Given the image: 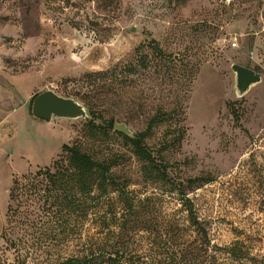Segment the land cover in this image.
I'll list each match as a JSON object with an SVG mask.
<instances>
[{
	"label": "rangeland",
	"instance_id": "1",
	"mask_svg": "<svg viewBox=\"0 0 264 264\" xmlns=\"http://www.w3.org/2000/svg\"><path fill=\"white\" fill-rule=\"evenodd\" d=\"M234 63L260 75L242 96ZM47 89L79 101L87 117L34 116L33 98ZM157 113L164 120L143 143L176 181L209 179L187 194L211 242L238 240L264 258V0H0V264H55L99 241L162 263L163 234L180 228L185 212L176 196L162 197L126 134L108 126L124 123L132 138ZM64 144L113 162L133 203L108 185L63 246L24 260L1 237L9 189L51 166ZM149 195L153 205L139 204Z\"/></svg>",
	"mask_w": 264,
	"mask_h": 264
},
{
	"label": "trees",
	"instance_id": "2",
	"mask_svg": "<svg viewBox=\"0 0 264 264\" xmlns=\"http://www.w3.org/2000/svg\"><path fill=\"white\" fill-rule=\"evenodd\" d=\"M126 66L125 70L130 71ZM114 69L94 73L95 78L114 74ZM164 113L153 115L146 129L134 137H128L134 153L144 161L147 176L159 181L162 197H174L185 212L180 228L171 227L163 234L160 243L165 248L166 258L158 264H264V258L250 256L243 242L235 240L228 246H218L211 242L206 229L200 224L193 211L192 201L187 191L200 182L209 179L199 177L187 180L184 184L171 178L167 164L162 156H154L143 143L152 127L164 120ZM113 127V120L108 121ZM181 134L175 136L172 143L178 142ZM113 162H98L79 145H62V152L51 166L38 168L34 172L14 178L9 189V203L6 212L7 226L1 237L19 257L24 260L40 256L50 251L51 245H64L75 231L76 221L89 218L93 209L107 198V186H113L125 205L133 203V197L126 191V185L120 184L111 174ZM155 195L139 199L153 205ZM141 206V205H138ZM135 207V206H131ZM134 212V211H133ZM192 232H195L192 238ZM175 240H178V242ZM53 243V244H51ZM62 245V246H63ZM82 256H57L55 264H151L140 256H134L117 242L99 241V248L84 247ZM39 264H50L39 262Z\"/></svg>",
	"mask_w": 264,
	"mask_h": 264
},
{
	"label": "water",
	"instance_id": "3",
	"mask_svg": "<svg viewBox=\"0 0 264 264\" xmlns=\"http://www.w3.org/2000/svg\"><path fill=\"white\" fill-rule=\"evenodd\" d=\"M235 73V89L237 95L242 96L253 84L260 81V75L253 69L232 64ZM31 112L34 116L43 120H50L53 117L77 119L86 118L85 107L76 99L57 94L51 89L44 90L33 98ZM113 130L131 136L130 130L124 123L113 121Z\"/></svg>",
	"mask_w": 264,
	"mask_h": 264
}]
</instances>
